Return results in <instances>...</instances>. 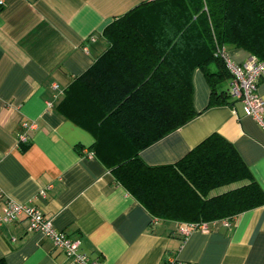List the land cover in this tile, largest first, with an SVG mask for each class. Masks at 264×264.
I'll list each match as a JSON object with an SVG mask.
<instances>
[{
	"label": "crops",
	"instance_id": "1",
	"mask_svg": "<svg viewBox=\"0 0 264 264\" xmlns=\"http://www.w3.org/2000/svg\"><path fill=\"white\" fill-rule=\"evenodd\" d=\"M144 1L2 0L0 213L6 196L36 206L98 264H264V205L184 237L176 223L154 219L114 179L91 148L97 126L59 106L75 77L107 48L103 28ZM228 52L239 62L251 56L242 48ZM192 82L197 115L140 150L141 159L173 163L216 132L233 143L264 189V131L232 96L230 104L209 106L203 71L194 69ZM258 91L264 98V79ZM24 121L34 126L26 130ZM24 131L29 139L22 142ZM27 225L23 216L0 225L6 264H74Z\"/></svg>",
	"mask_w": 264,
	"mask_h": 264
},
{
	"label": "trees",
	"instance_id": "2",
	"mask_svg": "<svg viewBox=\"0 0 264 264\" xmlns=\"http://www.w3.org/2000/svg\"><path fill=\"white\" fill-rule=\"evenodd\" d=\"M102 34L107 48L75 77L59 106L97 126L91 148L114 179L154 219L176 223L184 237V224L208 226L264 205V189L219 133L173 163L150 165L139 156L197 115L194 69L210 86L209 106L231 103L224 86L232 77L217 51L242 48L264 60V0L144 1Z\"/></svg>",
	"mask_w": 264,
	"mask_h": 264
},
{
	"label": "built area",
	"instance_id": "3",
	"mask_svg": "<svg viewBox=\"0 0 264 264\" xmlns=\"http://www.w3.org/2000/svg\"><path fill=\"white\" fill-rule=\"evenodd\" d=\"M0 4H2V0H0ZM90 39L93 37L91 36ZM217 53L224 59L232 77L228 85L229 94L242 103L244 114L252 117L264 131V98L258 91L259 82L264 78V60H256L249 56L242 62L236 61L229 55L225 46L219 47ZM22 125L27 130L32 128L34 123L24 121ZM28 139L26 131L19 135V141L25 142ZM21 216L28 221V231L40 232L48 237L52 244L61 249L74 264H98L97 260L90 259L87 253L81 250L78 240L57 229L51 218L45 216L39 208L6 196L0 213V225L14 222ZM196 229H207V225L184 224L180 228L184 235H188Z\"/></svg>",
	"mask_w": 264,
	"mask_h": 264
}]
</instances>
